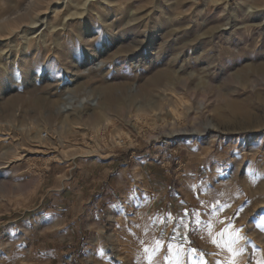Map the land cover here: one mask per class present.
<instances>
[{"label":"rangeland","instance_id":"rangeland-1","mask_svg":"<svg viewBox=\"0 0 264 264\" xmlns=\"http://www.w3.org/2000/svg\"><path fill=\"white\" fill-rule=\"evenodd\" d=\"M80 1L0 0V264H264V0Z\"/></svg>","mask_w":264,"mask_h":264},{"label":"bare ground","instance_id":"bare-ground-1","mask_svg":"<svg viewBox=\"0 0 264 264\" xmlns=\"http://www.w3.org/2000/svg\"><path fill=\"white\" fill-rule=\"evenodd\" d=\"M81 10L78 12H74L73 14H79L81 16H83L87 11L91 10V8H89L87 6V0H81ZM94 13V18L97 19V17H100L99 12H93ZM39 141V140H38ZM40 142V141H39ZM42 147V146H41ZM42 149V148H41Z\"/></svg>","mask_w":264,"mask_h":264},{"label":"snow or ice","instance_id":"snow-or-ice-1","mask_svg":"<svg viewBox=\"0 0 264 264\" xmlns=\"http://www.w3.org/2000/svg\"><path fill=\"white\" fill-rule=\"evenodd\" d=\"M236 231L239 232L238 229ZM240 238L242 239L243 237H240ZM213 242H215V241H213ZM157 243H159V241ZM169 248H171V245H169ZM234 254H238V253H234Z\"/></svg>","mask_w":264,"mask_h":264},{"label":"built area","instance_id":"built-area-1","mask_svg":"<svg viewBox=\"0 0 264 264\" xmlns=\"http://www.w3.org/2000/svg\"><path fill=\"white\" fill-rule=\"evenodd\" d=\"M42 134L45 135V132H43Z\"/></svg>","mask_w":264,"mask_h":264}]
</instances>
